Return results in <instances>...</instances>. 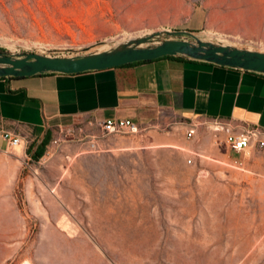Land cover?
<instances>
[{
	"label": "rangeland",
	"instance_id": "rangeland-1",
	"mask_svg": "<svg viewBox=\"0 0 264 264\" xmlns=\"http://www.w3.org/2000/svg\"><path fill=\"white\" fill-rule=\"evenodd\" d=\"M237 14L264 20V0H0V49L68 57L191 29L264 51L253 28H224ZM90 121L67 127H82V140L57 133L38 161L30 137L11 147L0 133V264H264V177L250 172L264 171L261 150L234 154L217 131L221 157L126 149L119 142L140 133Z\"/></svg>",
	"mask_w": 264,
	"mask_h": 264
},
{
	"label": "crops",
	"instance_id": "crops-1",
	"mask_svg": "<svg viewBox=\"0 0 264 264\" xmlns=\"http://www.w3.org/2000/svg\"><path fill=\"white\" fill-rule=\"evenodd\" d=\"M262 17L233 15L223 19L224 28H253L251 34L264 37V29L257 30L264 26ZM88 119L136 123L140 134L119 142L126 149L198 148L221 157L209 132L217 131L216 138L224 142L226 129L264 132V75L163 57L118 70L0 78V133L11 131L38 144L47 134L53 139L60 129ZM191 126L195 132L187 138ZM203 135L205 143L199 145ZM259 150L264 154V147ZM250 172L264 177V171Z\"/></svg>",
	"mask_w": 264,
	"mask_h": 264
},
{
	"label": "water",
	"instance_id": "water-1",
	"mask_svg": "<svg viewBox=\"0 0 264 264\" xmlns=\"http://www.w3.org/2000/svg\"><path fill=\"white\" fill-rule=\"evenodd\" d=\"M161 36L164 39L159 40ZM103 50L68 57L0 52V78L79 74L163 57H180L264 75V51L238 48L189 31L161 30L119 38Z\"/></svg>",
	"mask_w": 264,
	"mask_h": 264
},
{
	"label": "built area",
	"instance_id": "built-area-1",
	"mask_svg": "<svg viewBox=\"0 0 264 264\" xmlns=\"http://www.w3.org/2000/svg\"><path fill=\"white\" fill-rule=\"evenodd\" d=\"M90 121V119H89ZM219 125V124H217ZM89 127H95L102 133L107 135L115 134H139L140 129L136 123L129 119H108L102 122H97L91 119L88 122ZM82 127L60 129L58 131L60 137L65 139L71 137V139L82 140L83 134ZM194 127H190L186 133L187 138H191L194 135ZM225 145L228 150L234 154L250 153L252 149H262L264 147V132L257 127H246L241 133L235 129H226ZM3 140L11 147H17L21 144H28L29 140L26 137L19 136L11 131H1ZM57 139L51 140L49 144L56 145ZM234 164L238 167L242 166V162L235 160Z\"/></svg>",
	"mask_w": 264,
	"mask_h": 264
},
{
	"label": "trees",
	"instance_id": "trees-1",
	"mask_svg": "<svg viewBox=\"0 0 264 264\" xmlns=\"http://www.w3.org/2000/svg\"><path fill=\"white\" fill-rule=\"evenodd\" d=\"M4 50L0 49V52H3ZM129 65V64H127ZM124 66L116 67L115 70H118L120 68H123ZM51 140V137L49 134L43 137L40 143H32L29 148L26 150V155L32 160V161H38L45 153L46 146L49 144Z\"/></svg>",
	"mask_w": 264,
	"mask_h": 264
}]
</instances>
